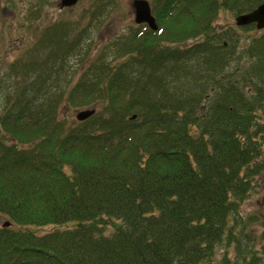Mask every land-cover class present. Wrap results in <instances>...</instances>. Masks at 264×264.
I'll return each mask as SVG.
<instances>
[{
	"label": "trees",
	"instance_id": "1",
	"mask_svg": "<svg viewBox=\"0 0 264 264\" xmlns=\"http://www.w3.org/2000/svg\"><path fill=\"white\" fill-rule=\"evenodd\" d=\"M37 1L28 21L49 0ZM149 1L156 31L134 25L83 61L113 4L94 0L85 29L53 23L28 61L10 64L0 214L12 225L0 223V264H216L223 248L218 263L238 264L233 244L264 264V228L257 249H242L241 220L264 173V29L243 43L215 22L264 0ZM92 105L83 121L61 116Z\"/></svg>",
	"mask_w": 264,
	"mask_h": 264
},
{
	"label": "rangeland",
	"instance_id": "2",
	"mask_svg": "<svg viewBox=\"0 0 264 264\" xmlns=\"http://www.w3.org/2000/svg\"><path fill=\"white\" fill-rule=\"evenodd\" d=\"M94 0H80L76 3V6H67L66 8H60V0H49L44 8L37 9L40 16L36 19L28 21V17L38 6L37 0H0V91H8L10 85L15 82L16 76L10 69V64L14 61H28V54L30 52L35 53V43L41 40L42 33L53 23L68 22L71 25H79L81 29H85L86 22H83L82 18L89 19L92 14H84V10L87 6L91 5ZM132 0H113V4L107 8L105 12H102L98 17H95L92 28L88 38L84 40V49L81 50L83 61H87L91 56L95 55L102 45L109 42L110 39L119 38L121 35L129 34L132 26L136 24L134 22L135 13L133 12ZM114 7V9H111ZM36 10V11H37ZM35 13V12H33ZM155 14V13H154ZM106 15L107 24L97 25L98 18ZM88 16V17H87ZM235 15L231 12H220V15L216 19V25L218 28H231L235 27V31L238 36L241 37V42L245 43L249 38L258 33V30L245 31L235 25ZM77 30L72 29L69 39L76 34ZM89 46L93 47L88 50ZM97 50V52H95ZM40 58L45 59L47 53L45 50H40ZM72 62H77L76 57L72 58ZM81 69L76 65V69L68 76L70 83H75L80 78ZM0 94V98H1ZM2 99V98H1ZM0 99V100H1ZM76 108H67L63 106L61 108V116L72 121L76 119ZM259 183L253 189L250 197L245 200L241 208V220L248 222L247 232L248 238L242 240V249L245 244L252 245L257 249L259 247L260 235L264 228V173L260 175ZM251 219V220H250ZM5 218L0 217V223L4 222ZM241 228V226L239 227ZM47 228L38 229L39 232H45ZM241 249V250H242ZM223 249H219L215 256V263L218 262L223 256ZM231 257L234 259L236 256L242 255L243 257L238 260V264H246L244 257L248 258L249 253H238L236 244L229 249ZM249 259V258H248Z\"/></svg>",
	"mask_w": 264,
	"mask_h": 264
},
{
	"label": "water",
	"instance_id": "3",
	"mask_svg": "<svg viewBox=\"0 0 264 264\" xmlns=\"http://www.w3.org/2000/svg\"><path fill=\"white\" fill-rule=\"evenodd\" d=\"M78 0H61V7L64 8L66 6H73L76 4ZM133 7L135 9V22L139 23H147L148 26L157 30L158 25L157 21H155V17L151 11L150 1L147 0H133ZM237 26L250 25L255 23L259 30L264 28V2L260 4L257 8L251 10L248 13H241L235 18ZM96 106L92 108H84L76 112L75 117L78 121H83L85 119L90 118L96 112ZM4 226H10V221H6L3 223Z\"/></svg>",
	"mask_w": 264,
	"mask_h": 264
}]
</instances>
